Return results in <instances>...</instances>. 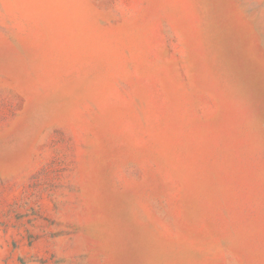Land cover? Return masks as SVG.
<instances>
[{"label":"rangeland","instance_id":"1","mask_svg":"<svg viewBox=\"0 0 264 264\" xmlns=\"http://www.w3.org/2000/svg\"><path fill=\"white\" fill-rule=\"evenodd\" d=\"M0 264H264V0H0Z\"/></svg>","mask_w":264,"mask_h":264}]
</instances>
